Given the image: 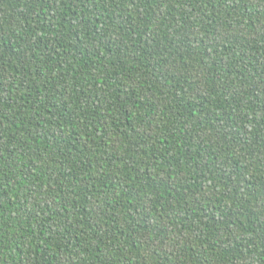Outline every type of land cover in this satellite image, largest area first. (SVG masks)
<instances>
[{
    "label": "trees",
    "instance_id": "1",
    "mask_svg": "<svg viewBox=\"0 0 264 264\" xmlns=\"http://www.w3.org/2000/svg\"><path fill=\"white\" fill-rule=\"evenodd\" d=\"M0 264H264V0H0Z\"/></svg>",
    "mask_w": 264,
    "mask_h": 264
}]
</instances>
